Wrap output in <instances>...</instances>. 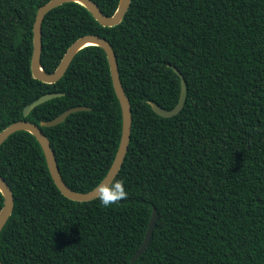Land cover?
Masks as SVG:
<instances>
[{
    "label": "trees",
    "instance_id": "16d2710c",
    "mask_svg": "<svg viewBox=\"0 0 264 264\" xmlns=\"http://www.w3.org/2000/svg\"><path fill=\"white\" fill-rule=\"evenodd\" d=\"M47 1L0 0V131L17 120L40 125L88 107L40 127L63 181L87 192L112 164L121 110L99 46L79 50L55 83L32 76V27ZM92 1L106 15L118 5ZM87 34L110 42L129 99L130 141L112 181L122 178L128 196L108 207L97 197H65L36 138L11 134L0 145V176L14 200L0 232L1 262L264 264V0H130L113 27L68 2L42 21L43 70L53 72ZM172 66L186 97L176 115L162 117L149 102L176 105L180 77ZM46 93L63 94L23 116L24 106ZM152 209L150 242L131 262Z\"/></svg>",
    "mask_w": 264,
    "mask_h": 264
},
{
    "label": "water",
    "instance_id": "95a60500",
    "mask_svg": "<svg viewBox=\"0 0 264 264\" xmlns=\"http://www.w3.org/2000/svg\"><path fill=\"white\" fill-rule=\"evenodd\" d=\"M68 2L79 3L80 5H82L87 9V11L99 24L106 27H113L118 25L122 21L130 5V0H118L117 8L114 11V13L111 15L104 14L100 10L98 5L94 3L92 0H49L37 9L32 27L33 37H32V54L30 60V68H31L32 76L35 79H38L45 83H55L56 81H58L65 74L68 66L70 65L76 53L82 48L87 47L89 45H95V46H99L104 50L109 64L110 76H111L113 88L121 110V133H120L119 144L114 159L112 161V164L108 169L106 175L103 177V179L93 189L87 192H76L72 190L70 187L67 186V184L63 181L61 177L53 149L50 146L49 139L43 133L40 127L55 126L63 122L66 119V117L71 113L81 110H88L89 108L86 106L68 108L51 120L41 121L40 125H37L25 119L17 120L9 124L7 127H5L3 130L0 131V145L8 138V136H10L11 134L17 131H27L31 133L36 138L37 142L39 143L43 151L49 173L55 185L60 190V192L65 197L71 200L85 202L96 198L98 194V188L108 187L116 177L128 149V144L130 141V133H131L132 114H131L129 99L126 96L122 83L120 81L115 52L110 42L105 38L94 34H87L80 36L71 43V45L64 53L62 59L60 60L59 64L57 65V67L53 72L47 73L41 67L40 65V55L42 49L41 34H42V21L44 19V16L51 9ZM172 69L180 77V92L176 105L171 109H164L159 105L155 104L154 102H149L151 109L156 114L162 117H171L173 115H176L182 109L185 102L186 84L184 78L175 67L172 66ZM62 94L63 93H46L44 95H41L31 103L24 106L23 116L28 115V113L37 105H40L45 101L50 100L56 96H60ZM0 193L3 196V205L0 209V232H1L2 228L6 224L8 218L12 213L13 202H14L11 189L9 188L8 184L4 181V179L1 176H0ZM155 222H156V210L152 209L151 217L143 241L139 246V248L134 253V255L131 257V262H134V260L137 257H139L148 246L153 233ZM0 264H3L1 260H0Z\"/></svg>",
    "mask_w": 264,
    "mask_h": 264
},
{
    "label": "clouds",
    "instance_id": "9594fccd",
    "mask_svg": "<svg viewBox=\"0 0 264 264\" xmlns=\"http://www.w3.org/2000/svg\"><path fill=\"white\" fill-rule=\"evenodd\" d=\"M124 184L125 181L121 178L115 180L108 187H99L97 199L99 200L100 204L104 207H108L111 204H115L126 199L128 193L125 191Z\"/></svg>",
    "mask_w": 264,
    "mask_h": 264
}]
</instances>
